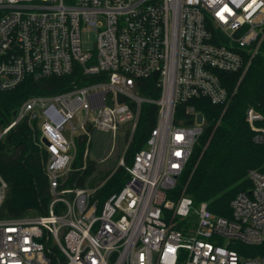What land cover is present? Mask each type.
Returning <instances> with one entry per match:
<instances>
[{"label":"built area","instance_id":"2783aa9c","mask_svg":"<svg viewBox=\"0 0 264 264\" xmlns=\"http://www.w3.org/2000/svg\"><path fill=\"white\" fill-rule=\"evenodd\" d=\"M263 42L264 0H0V90L74 77L68 90L29 96L0 132L23 118L36 126L50 197L42 213L0 218V264H264L263 171L248 172L230 217L172 197L204 122L178 106L228 102L223 74L243 75ZM143 104L156 106L155 124L126 165ZM245 117L264 147L262 115ZM94 130L126 145L117 167L128 179L103 202L104 181L72 180ZM6 189L0 177V205Z\"/></svg>","mask_w":264,"mask_h":264},{"label":"trees","instance_id":"16d2710c","mask_svg":"<svg viewBox=\"0 0 264 264\" xmlns=\"http://www.w3.org/2000/svg\"><path fill=\"white\" fill-rule=\"evenodd\" d=\"M222 80L230 94L225 104L197 98L178 106L179 113L186 105H193L202 113L204 122L202 134L178 178L172 197L187 195L194 205L206 202L214 214L230 217V201L238 192L248 191L251 187L248 172L252 169L264 172V147L253 140V130L245 117L246 110L253 108L262 115L259 124L264 126V42L243 75L241 72L225 73ZM73 81V76L39 80L28 76L13 89L0 90V132L14 119L15 112L29 96L68 90ZM150 83L152 81H148ZM155 120L156 106L143 104L125 151L126 165L131 163L134 153L146 145ZM83 151L84 143L81 142L74 162V167L79 169L72 172V180L76 186H93L104 181L95 193L103 202L112 193L120 191L128 173L118 166L90 177L96 164L88 158L84 160ZM45 159L39 132L34 124H28V118L18 121L0 137V177L7 184L0 218L42 213L46 209L50 197L44 173ZM247 249L251 254H257L253 247Z\"/></svg>","mask_w":264,"mask_h":264},{"label":"rangeland","instance_id":"374dc122","mask_svg":"<svg viewBox=\"0 0 264 264\" xmlns=\"http://www.w3.org/2000/svg\"><path fill=\"white\" fill-rule=\"evenodd\" d=\"M28 124L31 125L29 122ZM90 139L88 159L96 164L90 177L116 168L118 158L126 147L123 134L118 132L113 139L110 132L94 130L90 134Z\"/></svg>","mask_w":264,"mask_h":264},{"label":"water","instance_id":"95a60500","mask_svg":"<svg viewBox=\"0 0 264 264\" xmlns=\"http://www.w3.org/2000/svg\"><path fill=\"white\" fill-rule=\"evenodd\" d=\"M41 141H42L43 143H46L45 139H43V138L41 139Z\"/></svg>","mask_w":264,"mask_h":264}]
</instances>
